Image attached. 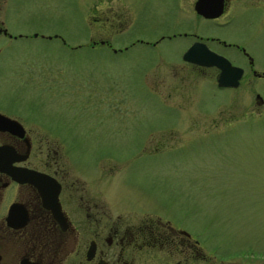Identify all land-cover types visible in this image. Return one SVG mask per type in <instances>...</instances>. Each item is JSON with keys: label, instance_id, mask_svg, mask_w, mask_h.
<instances>
[{"label": "rangeland", "instance_id": "1", "mask_svg": "<svg viewBox=\"0 0 264 264\" xmlns=\"http://www.w3.org/2000/svg\"><path fill=\"white\" fill-rule=\"evenodd\" d=\"M21 1L22 30L34 34L21 41L23 65L39 80L56 76L67 85V95L45 87L47 81L41 89H17L27 104L24 115L39 119L43 129H63L57 138L43 139L59 141L73 164H128L125 177L149 183L164 171L160 196L166 207L175 205L179 185L191 181L190 198L180 197L177 207L208 258L264 264V76L244 79L235 90L217 88L208 68L181 59L185 37L149 42L176 24H190L197 34L242 44L264 72V0L247 2L239 23L225 26L196 18L193 0ZM115 10L127 14L111 42L115 50L87 45L88 33L101 31L99 17L108 22ZM227 58L247 66L237 54ZM21 69L22 83L31 80ZM31 102L36 115L25 109ZM133 164L149 169L137 166L129 173Z\"/></svg>", "mask_w": 264, "mask_h": 264}, {"label": "flooded vegetation", "instance_id": "2", "mask_svg": "<svg viewBox=\"0 0 264 264\" xmlns=\"http://www.w3.org/2000/svg\"><path fill=\"white\" fill-rule=\"evenodd\" d=\"M247 2L254 0H193L191 7L196 18L225 26L232 21L239 23L238 13ZM22 5L21 0H0V264L216 263L208 258L194 229L186 223L187 215L178 211L177 200L191 196V181L179 185L174 193L175 205L166 207L160 196L166 180L164 171L149 183L145 178L125 177L123 170L128 164H73L59 141L43 139L57 138L55 132L62 133L63 129H43L36 124L39 119L23 114V105L27 104L17 96L19 87L41 89L47 81L45 87L67 95V85L56 76L39 80V75H30L29 64L23 65L21 41L34 34L22 30ZM99 20L101 31L88 33L86 44L111 47L123 30L127 14L115 10L108 22L102 17ZM236 26L239 32L241 27ZM192 28L190 24H176L170 32L149 42L179 35L187 39L181 56L193 42H201L226 58L229 54L242 57L247 66L229 59L232 65L241 67L235 86L217 85L215 66L183 60L198 69L208 68L217 88L235 90L244 79L250 82L253 77L264 76L242 44L215 33L197 34ZM82 43L78 44L85 45ZM121 46L124 49L127 44ZM22 66L31 79L25 83L20 79ZM256 94L254 98L262 103ZM67 97L57 103H65ZM109 102L112 105L117 98ZM25 109L34 113L33 103ZM148 165L133 164L128 170L130 173L137 166L135 170L149 169ZM160 169L153 167L151 172Z\"/></svg>", "mask_w": 264, "mask_h": 264}, {"label": "water", "instance_id": "3", "mask_svg": "<svg viewBox=\"0 0 264 264\" xmlns=\"http://www.w3.org/2000/svg\"><path fill=\"white\" fill-rule=\"evenodd\" d=\"M213 13L205 12L204 14L210 16ZM182 58L199 65H213L218 68L216 82L219 86H235L237 84L238 78L241 75L240 67L230 64V62L224 56L209 50L205 44L201 42H193L184 51ZM258 97L259 96L257 95V98Z\"/></svg>", "mask_w": 264, "mask_h": 264}]
</instances>
